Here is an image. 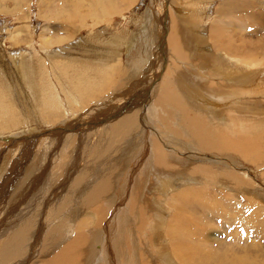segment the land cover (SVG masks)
<instances>
[{
	"label": "rangeland",
	"instance_id": "rangeland-1",
	"mask_svg": "<svg viewBox=\"0 0 264 264\" xmlns=\"http://www.w3.org/2000/svg\"><path fill=\"white\" fill-rule=\"evenodd\" d=\"M178 3L186 5L184 12H188L187 8L197 7L196 14L188 17L193 19L189 20L193 26V31H189L191 35L184 27L181 31L178 27L172 28L170 12L164 11L167 4L171 8ZM21 54L24 68H27L24 73V70L20 73L15 68L16 61H12L13 56L19 58ZM55 56L61 61L56 62ZM234 59L241 60L243 66L236 68L232 62ZM112 65L118 71L113 70L116 72L111 88L107 85L88 86L103 74L105 67ZM232 65L233 70L226 72ZM167 75H174L172 77L180 83L185 79L188 85L199 89L200 95L214 102L217 95L232 97L229 102H216L219 106L215 113L231 111L228 115L231 119H221V122L233 120L235 132L222 126V133L237 143L242 142L243 135L247 136L248 147L243 155L199 153L184 139L183 142L172 136L167 138L170 143L164 144L161 140L164 135L156 136L166 152L182 159L185 167L197 164L208 171L206 175H185L187 181L174 183L167 194L162 195L165 204L169 205L160 207L153 204L150 207L147 222L150 232L162 229L154 235L157 240L155 249L163 250L166 245L168 250H165L167 257H160L150 255L149 249L144 247L146 264H264V0H111L103 5L98 0H0V99L3 94L9 95L12 101L13 87L20 86L22 90L25 87V92L30 93L27 82H39L54 90L60 115L59 122H47L43 115L47 109L45 102L34 100L30 93L29 100L26 99L20 108H23L22 114L18 115L15 110L11 119L0 118V236H6L3 231L8 227L10 232L19 225L12 222L22 220L19 217L23 212H29L30 218L33 217V233L39 231L41 225L46 226L45 221H41L43 196L55 194L58 183H55L54 174L56 179L61 175L63 181L68 180L65 188H71V181L76 178L75 159L80 156L79 159L83 160L93 145L88 141L79 150L77 141L84 143L93 138L76 140L73 136L82 130L80 121L95 118V115L89 117L92 111L98 110V115L102 116L98 117L96 125H88L85 133L92 134L116 122L126 110L124 108L121 112V105L125 107L131 100L134 103L136 98L134 100L139 103L134 104L136 109L143 107L138 118L141 127L145 124L152 137L154 130L162 132L165 126L159 125L153 115L150 118L146 105L154 97L157 109L165 111L169 122L173 120V104L166 100L163 106L159 100L163 92L157 93L159 83ZM199 78L201 81L197 80ZM244 78L247 82L242 88L240 84ZM135 85L138 86L136 91L133 89ZM154 91L156 94L151 95ZM116 98L119 101L115 103ZM140 100H143L141 106ZM51 101L55 106V101ZM239 102L248 105L242 106ZM8 103L10 101L4 99L0 105ZM214 105L206 103L210 108ZM83 107L85 110L82 111ZM196 108L197 113L204 115L205 112L209 118L204 105L200 107L201 111ZM210 108L209 112L213 114L214 108ZM234 110L240 113L236 115L238 118L234 116ZM115 111L120 112L112 118ZM179 115H186V110L183 108ZM152 137L149 136L150 142ZM190 143L195 145L192 139ZM61 154L65 162L61 160ZM136 154L134 158L129 156L133 167L138 166L133 168L132 177L124 183L120 175L117 179L118 187L124 184L123 189L128 194L135 185L141 184V174L146 170L144 165L149 163L150 153L145 154L142 161L136 158ZM179 173L177 176L182 177ZM59 191L56 192L60 194ZM105 209L106 215L102 220V224H106L104 233L92 246L97 253L102 250L103 258L117 253L115 245L118 247L124 235L122 230L119 234L120 229L117 235L114 234L118 221L117 216L115 220L111 218L113 213L121 215V201L119 205L106 201ZM109 220L110 223L107 222ZM79 221L81 219L77 218L75 226ZM95 221V218H90V228L94 227ZM157 223L160 226L154 228ZM15 237L20 239V235ZM32 243H36L34 238L29 240V246L23 252L26 254L24 260L29 257ZM59 247L57 254L64 250V244ZM136 248L141 251L139 245ZM88 251L87 256L90 254ZM10 253L11 246L4 247L0 252V264H4L6 254ZM114 256L112 264L117 258ZM116 261V264H122ZM50 262L35 255L27 263ZM101 264L107 263L104 260Z\"/></svg>",
	"mask_w": 264,
	"mask_h": 264
},
{
	"label": "bare ground",
	"instance_id": "bare-ground-1",
	"mask_svg": "<svg viewBox=\"0 0 264 264\" xmlns=\"http://www.w3.org/2000/svg\"><path fill=\"white\" fill-rule=\"evenodd\" d=\"M107 1H111V0H98V3H101L103 5ZM185 6L186 5H183L182 3H178L176 6H171V8L174 10L173 11L169 7V4H167V7L165 8L164 11L167 12L168 10L170 12L169 16H171L170 23L173 25L172 28L174 27V29H176L178 27L179 31H181V27H184L185 29H187L186 31H188V34H190L189 31L190 30L193 31V26L190 24V22L192 21H189V20H193V19H189L188 17L192 18L193 14H196L197 7L187 8L188 12L187 11L184 12L183 8L186 9ZM172 14H173V20H172ZM163 21H166V20H163ZM96 26L97 25L94 24L95 28ZM169 30H170V27H169ZM183 30L184 29H182V31ZM175 40H176V37H175ZM172 44L173 43H171V45ZM191 45L189 46L191 47ZM174 50H176V48ZM21 55L22 56H20L19 58L17 56H16L17 58H15L13 56L12 61H14V63L16 61L15 68L20 73L22 72V70H24L23 71L24 73L27 71V68L26 69L24 68L25 65L24 63H22L23 59L21 60V58L23 57V54ZM54 60L56 62L61 61V59L58 58L57 56L54 57ZM238 61L240 62V64L238 63ZM232 62L235 66H237L236 68L243 66V62L241 60L234 59L232 60ZM234 65H232L229 69H227L226 72L232 71L234 68L233 67ZM112 66L105 67L103 74L100 77L93 79L92 82L88 84V86L94 87L98 85H105V86L107 85L109 88H111L113 84L112 82L113 75L116 71H118V69L115 66L114 67ZM113 70H116V71H113ZM172 76L167 75L166 79H163V81L159 83V89L157 88L158 92L154 91V93L151 95H155L156 92L157 93L163 92V95L159 97V100L161 101V104L163 106L166 100L171 101V103L173 104L172 109H171L172 114H173V120L169 122L168 116L165 113V111L163 109H157V105H156V101L154 100V97H152V101L151 102L149 101L148 105H146V108H148V113H150V118L153 115V119L156 122H158L159 125L165 126V129H163L162 131L164 134L152 128V130L155 131V135H153L152 137V135L149 134L150 129L146 128L145 124L141 127L140 123L138 122V118H139L140 112L142 111L143 107L136 109L134 105L138 103V101L134 100L136 98L133 99L134 103H132L131 102L132 100H131L128 103V105L126 104L127 106L125 105L126 110H124L123 108L125 107L121 105V109L124 110V114L122 115L121 113L120 119H118L116 122L112 124L99 128V130L94 131L92 134H90L91 132L85 133V130L89 128L88 125L95 124L98 117L102 116V115H98L100 114L98 110L92 111L93 109H91L92 112L89 114V117H92L95 115V118L93 120L86 119L87 121L82 120L79 122L80 123L79 125L82 126L79 128L82 130L81 131L79 130L80 132L78 133V135H74L73 139L78 140L77 138L79 139L93 138V139H87L84 143L83 141H80V142L77 141L79 150L81 149L82 145H84L88 141H90L93 145L90 148H88V152H86V155L83 160H81L82 158L79 159L80 156L79 158L77 157L75 159L76 163L75 164L73 163V164L75 165L74 171L76 170L75 171L76 178H74V180L71 181V188L70 186L68 189L65 188V185L68 183V180L63 181L61 175H59V177H57L56 179V175L54 174L53 176L55 178V183L56 182L58 183L56 187V191L60 189L59 192L61 193L58 194V192L55 191V194H53L52 196L51 195H49L48 197L43 196L42 204L44 205V209L41 212V221L44 220L45 222L44 221L43 222L46 224V226L44 227L43 225H41L42 228H40L39 231L37 230V232L33 233L32 232V228H33L32 218L33 217L30 218V216L28 215L29 212L26 214L23 212L19 217V219H22V220L26 218L23 224H21L22 220H15L12 223L13 224L18 223L19 224L18 226H16L10 232H9L10 227H8L9 228L8 230L3 231L6 234V236L4 237H1L2 235L0 236L1 237L0 238V252L6 246H11V250H12V253L6 254L4 264H28L27 262L31 261V259H33L35 255L38 256V258L41 260L42 259L51 260L49 264H101L104 260L106 261L107 264H112L111 261L114 255H115L114 258L117 257L116 260H118V262L120 261L122 264H146L144 260L145 259L144 258V253H145L144 247L149 249L150 255L152 254V255H158L160 257L161 256L167 257V253L165 252V250L168 248V246L166 245L163 246V250L160 249L161 251L155 249L157 248L156 247L157 240L154 235L157 232H160L162 229L159 228V231L150 232L149 227L147 226V222L149 219V209L153 204H159L160 207L169 205V203L167 202H166L167 205L165 204V202L163 201L162 195L168 192L169 189L174 185V183L176 184V182L187 181L185 175L188 177L189 175H191L192 177L197 173L200 175L201 174L206 175L208 170L204 169L205 168L204 166H203L204 168L201 166H196L197 164H195V166L190 164L187 167H185V165L182 162V159H177L171 154L169 155V153L166 152V148L162 146L159 142H157L156 136L162 137L164 135L163 137L164 139H161L164 142V144L166 143L169 144L170 142L168 141V139L171 138L172 136L175 138H180L182 139L183 142L185 140V143L187 145L192 146L193 149L199 153H214V154L218 153L220 155H223V154L243 155V153L245 152L244 150L248 147V137L247 136L243 135L242 142L237 143L231 140L225 133H222V130L220 128L222 126H225L232 132H235V130L233 129L234 127L233 120L221 122L222 121L221 119H231L230 116L228 117V115H231V111L230 112L223 111V112H220L219 114L215 113V110H216L215 108L219 106L218 104H222L223 101L229 102L233 99L232 97H227V96L224 97V95H217L215 97V102H214L212 100H209L202 94L200 95L198 91L199 89L195 86L188 85L185 79L183 80L184 82L180 83L179 81H177L175 77H172ZM228 79L231 80L230 77H228ZM197 80L201 81L200 78ZM246 82H247L246 78H244L242 84H240L242 88ZM27 85H28L27 89L32 94V96L35 98L34 100H37V101L42 100V102H45L47 106V109H45L43 113V115L45 116V120L49 123H54L58 121L60 118V115L58 113L59 106H58V100H57L54 90L51 87L45 86L39 82L38 83L37 82L35 83L27 82ZM256 86H255V89H257ZM137 87L138 86L135 85L133 86V89L136 91L135 88ZM19 88L13 87L11 89V93L13 94V97H14L12 101L9 95L5 96L2 94L3 98L0 99V103L4 102V99L9 100L10 103H8V105H4V104L0 105V118L11 119L15 115L14 114L15 110H17L18 115L22 114L20 113V111H23V108L22 109L20 108L23 107L25 100L28 99V97L31 94L28 92H25L26 91L24 89L25 87L23 88V90ZM244 88L247 90L246 87ZM132 91H131V94H132ZM240 92L242 91L240 90ZM242 93H244V89ZM23 94L24 96H22ZM100 94H102V91ZM51 100L55 101L56 103L55 106L52 105ZM18 101L21 104V106L20 104H18ZM118 101L119 99L116 98L115 103ZM216 102L217 103L219 102V103L217 104ZM142 103H143V100H140V106L142 105ZM206 103H209V105H211L212 103L215 104L213 106L214 110L213 108L207 107ZM239 103L242 106L248 105L247 103H244V102H239ZM203 105L205 107L204 110L209 114V118L206 117L207 114H205V112H203L204 115H201L202 114L201 112L200 114L196 112L198 110H195V108L197 107L201 111L200 107H203ZM132 106L135 108L131 109ZM183 108L186 110V115L184 116L179 115L180 111ZM209 108L214 111L213 114H210ZM81 109L83 111L85 110V107ZM81 109L77 110L73 114H76ZM123 110H121V112H123ZM119 112L120 111L113 112L114 116L112 118H114L115 115L118 114ZM236 115H240V113L234 110V116L238 118L239 116H236ZM13 121L14 120L10 121L9 123L11 124L13 123ZM207 121H209V125L207 124ZM77 128H78V125H77ZM165 134L167 137L165 136ZM149 136L153 138L152 142L149 141ZM190 139H192V141L195 142L194 146L193 144L190 143ZM71 140L72 139L69 140L70 143H71ZM72 146H74V144H72ZM63 150H61V152ZM135 153H137L136 158H138L139 161L140 160L142 161L144 159L145 154H148V153H150V156H149L150 158H149V163L147 164V166L146 164L144 165L146 170L143 171V174H141V177H140V180H142L141 184L139 186L135 185V187L132 188L131 192L128 194L127 190L123 189L124 184H120V186L118 187L117 179H118V176L120 175L121 182H123V181H128L132 177L134 164L132 163L130 159L133 157ZM64 155L66 156L67 154L64 153ZM130 155L132 157L129 159ZM71 156L73 157V155ZM197 159L199 158L197 157ZM61 160L65 162V158L63 154H61ZM66 162H68V160ZM75 172H74V175H75ZM139 172L141 173L142 171H139ZM179 172L182 173V177L177 176ZM144 177L146 178L144 179ZM210 178L211 179L213 178V173H211ZM11 179H14V178H11ZM22 180H24V178ZM59 180L60 181L62 180V183L59 184L60 182ZM195 180L196 179H188V181H195ZM118 181H120V179ZM136 183H139V182H136ZM126 198H128L127 201H126ZM106 201H108L109 204H116V205H119V202L121 201V215H119V213H113L111 218L115 220L117 216L116 221H118L117 223L118 228L115 224L116 228H115L114 234L117 235L118 229H120L119 234L121 233V230H122L124 235L122 234L123 240L119 241L118 247H117V244L115 245V250L117 251V253L114 255L110 254V256L108 257L104 256L103 258L101 256L102 250H100V252L97 253V251H95L96 249L93 251L92 246H93V242L101 238L104 233L103 230L106 224L103 225L102 220H103V217H105L106 215V209H105ZM182 203L183 202H181V204ZM52 204H54L55 206L54 205L52 206ZM123 207H124V210L122 209ZM178 212L180 211L178 210ZM180 213H185V212L181 211ZM77 218L81 219V221H79L75 226V222ZM90 218H95L96 220L95 225L93 224L94 225L93 228L92 227L90 228V222H89ZM110 221L111 220L107 222L110 223ZM109 223L107 224L109 225ZM9 226H11V224ZM74 226H75V229L72 232H69V229L74 228ZM159 226L160 224L157 223L154 228H158ZM43 231L45 233H44L43 238L41 239V234ZM16 235H20V239H18V237H15ZM31 238H34V241L36 243L31 244L32 249L30 251L29 257H27V259L24 260L26 254L24 255L23 252L29 246V240ZM69 240L72 241L71 242L72 246H70L68 249H64L59 254H57L58 249L61 248L59 246L67 243ZM115 240L116 239H114V241ZM138 245L140 248L139 251L141 250L140 252H138L136 248ZM133 248H135L136 251ZM88 249L90 250V254L87 256L86 254L89 252ZM175 254L177 253L175 252ZM179 257H184V255H180ZM115 261H113V264H116ZM153 262L155 261L153 260Z\"/></svg>",
	"mask_w": 264,
	"mask_h": 264
},
{
	"label": "crops",
	"instance_id": "crops-1",
	"mask_svg": "<svg viewBox=\"0 0 264 264\" xmlns=\"http://www.w3.org/2000/svg\"><path fill=\"white\" fill-rule=\"evenodd\" d=\"M122 94H123V93H122ZM114 101H115V99H114ZM126 104L128 105V103H126ZM127 105H126V106H127ZM126 106H125V108H126ZM123 109H124V108H123ZM123 109H121V110H123ZM71 242H72V241L69 240L67 243H65V244H64V249H67L68 246H72V245H71Z\"/></svg>",
	"mask_w": 264,
	"mask_h": 264
}]
</instances>
